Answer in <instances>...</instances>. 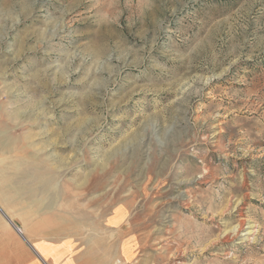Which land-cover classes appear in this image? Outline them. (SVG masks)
<instances>
[{
    "label": "rangeland",
    "instance_id": "374dc122",
    "mask_svg": "<svg viewBox=\"0 0 264 264\" xmlns=\"http://www.w3.org/2000/svg\"><path fill=\"white\" fill-rule=\"evenodd\" d=\"M0 208L36 243L127 215L112 264H264V0H0Z\"/></svg>",
    "mask_w": 264,
    "mask_h": 264
},
{
    "label": "crops",
    "instance_id": "0c3cea01",
    "mask_svg": "<svg viewBox=\"0 0 264 264\" xmlns=\"http://www.w3.org/2000/svg\"><path fill=\"white\" fill-rule=\"evenodd\" d=\"M122 206L128 210L127 204ZM3 217L10 229L17 231L22 245L20 249H6L0 264H112L117 259H131L136 251L133 249L134 240L123 229L127 215L120 222L113 223L115 210L101 221L97 239L90 235L81 243L71 237L43 238L36 243L24 229L16 226L9 215L3 213Z\"/></svg>",
    "mask_w": 264,
    "mask_h": 264
},
{
    "label": "water",
    "instance_id": "95a60500",
    "mask_svg": "<svg viewBox=\"0 0 264 264\" xmlns=\"http://www.w3.org/2000/svg\"><path fill=\"white\" fill-rule=\"evenodd\" d=\"M0 211H1L2 213H4L3 210H2L1 208H0ZM17 229L20 231V229H19L18 227H17Z\"/></svg>",
    "mask_w": 264,
    "mask_h": 264
},
{
    "label": "bare ground",
    "instance_id": "6f19581e",
    "mask_svg": "<svg viewBox=\"0 0 264 264\" xmlns=\"http://www.w3.org/2000/svg\"><path fill=\"white\" fill-rule=\"evenodd\" d=\"M242 226V225H241ZM241 228V227H240ZM23 233V232H22Z\"/></svg>",
    "mask_w": 264,
    "mask_h": 264
}]
</instances>
